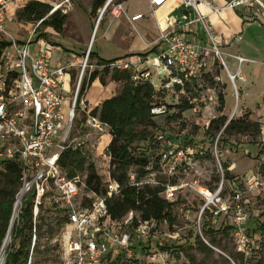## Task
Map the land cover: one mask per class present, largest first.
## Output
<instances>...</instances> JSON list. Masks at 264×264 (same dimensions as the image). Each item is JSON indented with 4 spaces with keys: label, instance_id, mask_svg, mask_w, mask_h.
Returning a JSON list of instances; mask_svg holds the SVG:
<instances>
[{
    "label": "rangeland",
    "instance_id": "rangeland-1",
    "mask_svg": "<svg viewBox=\"0 0 264 264\" xmlns=\"http://www.w3.org/2000/svg\"><path fill=\"white\" fill-rule=\"evenodd\" d=\"M7 1L4 20L0 24V43L23 42L36 30L37 37L47 36V38L41 37L40 40L44 42L43 47L49 46V55L53 65L58 63L63 65L69 61L75 62L76 69L72 78V86L66 78L64 87L65 93L71 87L72 98L80 91L82 93L81 99L87 106L86 111L81 108L77 110V120L74 125L75 136L79 137V141H76L74 146L79 147L84 141L85 143L80 149L87 159L85 172L79 174L85 186H80L81 191L78 200H81L87 192H91L87 189L90 165L95 166L103 187L107 189L111 179V156L108 147L112 141V136L109 128L98 132L91 127H86L92 110L101 105L100 103L90 106L87 100L90 92L91 103H94L93 101L98 102L100 99L119 96L125 88V82L115 81L113 79L114 74L99 73L96 80L99 81L97 85L92 84V86L81 89L82 66L85 62V56L90 50L89 44L95 23L91 17V11H88L93 0H40L50 4L53 11L59 7L58 10L67 14L68 20L61 33L56 32L51 27L41 26L37 21L21 18L22 9L31 0ZM131 6L133 9L143 10L141 0H133ZM238 10L242 14L245 13L244 15L253 21L249 27L245 28L244 41L239 44L243 50L241 55L250 62L240 65L237 60L222 52L227 68L217 58L216 63L210 65V72L205 75L203 81L194 87H190L185 95L163 90V77L158 71L161 67L159 61H150L146 64L152 73L150 85L154 91V104L165 105L167 113L153 118L155 126H137L139 132L146 130L148 139L136 142L132 145L131 150L135 155L144 154L151 161V165L148 168V175L140 182H136L135 171L137 168L131 169L130 175L135 177L134 183H139V186L150 184L154 187L163 188V185L170 179L163 169L156 164L158 162L156 158L168 148L193 146L198 149L203 148L207 153L204 157L193 158L192 170H189L187 174L181 172L179 176L172 179V182L179 186L174 201L176 222L170 224L154 221L150 224L145 237L139 236L137 227L128 226L127 231L132 238L133 255L127 257L114 249V254L109 256L104 264H264V239H250L245 244L241 238L236 236L234 231H224L225 228L233 224V212L236 205L233 200L234 185H237L243 194L242 205L245 207L250 220L264 210V178L259 172L260 166L264 163V155L259 159L256 157L259 144L264 145V0H260L259 3H249L246 7ZM146 23L147 21L138 24L140 34L135 33L136 46L142 45L143 40H149L145 37L148 27ZM151 23L155 25L153 18ZM102 27L100 32L98 31L99 28L96 29L91 52H93V48L96 51L101 48L105 49V52L101 53L104 57L124 55L125 51L120 49L117 44L114 42L107 43L102 39ZM147 29L157 32V28L152 25ZM34 47L32 48L34 49ZM62 48H66L69 54H65ZM146 53L143 52L142 54ZM90 61L92 64L97 62L93 59ZM230 74L237 76V79L233 81ZM90 75L91 71L88 69L83 78L88 79ZM100 78L105 80L106 85L101 83ZM240 78H244L245 81ZM131 84L137 86L132 80ZM100 86L103 87V90ZM221 98H223V104ZM187 104L192 107L182 112V116L178 118V114L181 112L180 107ZM220 117L227 118L228 122L248 118L249 121L261 125V134L257 140L242 135L226 136L227 142L218 145L222 131L214 132L216 134L215 140L207 134V131L210 123ZM190 140L194 143L189 144ZM224 166L229 167L232 179L226 178ZM1 176L2 173L0 172V179ZM256 179L260 182L259 186L254 184ZM222 183L223 192L221 196L230 206V210L226 215L215 216L208 208L204 210L206 199L201 194V189L209 190L214 195ZM251 185L255 186L251 188ZM46 190L48 193L43 199V205L37 220L34 219V223L43 227L45 236L48 233H54L53 242L59 246L60 257L51 264H63L64 227L60 231H56V223L58 218H62L63 209L54 206L52 203L53 195L57 193L55 188H46ZM22 191L23 186L15 199L12 218H14L15 213L17 217L13 221V225L19 221L22 209L30 197V194L26 193L22 201L18 202ZM1 201L2 197L0 196V203ZM34 203L35 199L31 205L32 212ZM123 219L119 220L121 226L116 227L109 224V228L113 232H117V229L120 230V228L124 229ZM208 228H213L217 232L214 237L216 244L210 247L212 248L211 253L204 254L197 248L198 244L194 238L198 234L206 244H210V236L204 234V230ZM8 237H10V241L5 245V249L12 245L17 248L19 241L14 243L12 230L10 234H7L6 239ZM6 239L4 244H6ZM190 242H193V245ZM147 244H150L152 249L143 253L141 245ZM182 246H185L184 250ZM190 258L195 260L190 261Z\"/></svg>",
    "mask_w": 264,
    "mask_h": 264
},
{
    "label": "built area",
    "instance_id": "built-area-1",
    "mask_svg": "<svg viewBox=\"0 0 264 264\" xmlns=\"http://www.w3.org/2000/svg\"><path fill=\"white\" fill-rule=\"evenodd\" d=\"M169 0H148L153 9L164 6ZM189 16H195L196 21L203 24L207 35L206 41H193L187 39L180 32H162L158 44L162 49L147 57L132 55L110 61L105 64L90 61L89 50L82 66L80 83L89 69L91 75L98 73H128L135 85L150 84L151 71L146 67L150 61H159L161 67L159 74L163 77V90L185 95L190 87L200 84L209 72L210 65L219 58L227 68L221 46L213 35L206 22V16L201 12L200 6L206 5L214 13L225 9L236 10L246 7L249 3L260 0H228L223 7L214 6L209 0H180ZM8 1L0 0V24L4 20V13ZM111 14L114 18L126 15L124 2L119 0H106L100 8L97 24L102 22L104 16ZM143 15L134 16L131 22L139 21ZM40 25L42 23L39 22ZM39 25V26H40ZM1 28V26H0ZM37 31H33L23 42H12L3 51L0 61V170L6 162L19 165L22 170V199L26 193L35 191L33 218H38L43 199L48 193L46 188H55L52 203L63 210L62 218L67 222L63 233V264H104L109 256L117 249L120 254L127 257L133 255L132 238L127 231L128 226L137 227L140 237H145L150 224L154 221H141L136 212H130L122 223L125 228L113 232L109 228L121 226L119 220L110 216L108 199L121 195L120 185L112 178L109 180L106 195L94 191L84 194L78 200L81 185L85 184L77 174L70 177L60 164L62 153L74 146L79 137L75 136L74 125L77 120V110L86 111L87 106L83 99L78 105L80 91L72 98L71 88L65 93V80L68 78L72 86L75 73V62L69 61L57 68L51 67V57L48 46L38 49ZM231 57V56H230ZM240 65L250 62L248 59L233 56ZM230 72V71H229ZM233 74V73H232ZM231 74V75H232ZM238 77L239 74H238ZM237 76H233V81ZM245 81L244 78H240ZM167 113L165 105L155 104L151 110L153 116ZM86 127H91L98 132L107 130L98 117L89 115ZM88 137V136H87ZM207 152L203 148L188 146L185 148H168L157 156L156 160L169 177L163 185L161 197L169 203H174L179 186L172 182L182 172L187 174L192 170L193 158L204 157ZM135 177L131 176L133 185ZM256 186L260 182L254 180ZM255 185H251L253 188ZM233 200L236 203L233 212L234 232L246 244L249 242L244 233V227L250 217L242 205L243 194L237 185ZM223 183L213 195L209 190L201 189V194L206 199L204 210L208 208L215 216L226 215L230 210L222 198ZM137 218L139 225H134ZM35 224V223H34ZM35 243V237H34Z\"/></svg>",
    "mask_w": 264,
    "mask_h": 264
},
{
    "label": "trees",
    "instance_id": "trees-1",
    "mask_svg": "<svg viewBox=\"0 0 264 264\" xmlns=\"http://www.w3.org/2000/svg\"><path fill=\"white\" fill-rule=\"evenodd\" d=\"M105 2L106 0H93L91 17L95 20L94 29L96 27L98 10L103 7ZM52 12L53 7L49 4L30 1L22 9L20 16L22 19L28 21H42L41 26H48L56 32H62L67 23L68 16L67 14H63L61 10ZM41 37L47 38L46 35H42L36 37V41H40ZM10 45L11 43H0V61L3 51ZM153 51L136 55L147 57ZM90 59H95L93 52L90 53ZM98 62L99 64H105L110 61L98 59ZM98 75V72H94L90 78H84L81 89L86 86H92L98 79ZM113 79L115 81L125 82V88L122 94L105 100L101 106L94 108L90 114L93 117H98L110 129L112 136V141L108 147V152L111 156L110 174L111 178L120 185L121 195L117 198L108 199L107 205L110 216L113 220H121L130 212H136L139 213L140 220L143 222L156 221L158 223L167 222L174 224L176 222V216L174 214L175 203H169L161 197L163 188L159 186L154 187L150 184L142 186L133 185L131 182L130 171L132 168H137L135 171L136 182H140L149 173L148 168L151 165L149 158L144 154L135 155L131 147L136 142H142L148 139L146 130L141 132L137 130L138 125H144L146 127L155 126L153 120L155 116L151 114V110L155 105L154 91L149 83L133 86L131 84V76L128 73H114ZM100 81L103 85H106L105 80L100 78ZM81 95L82 93L80 92L78 105L81 101ZM221 101L223 104V98H221ZM191 107L188 104L180 107L181 112L178 114V118L182 116V112L187 111ZM220 131H222V134L218 145L220 143L223 145L227 142L226 136L242 135L257 140L261 134V125L249 121L248 118L228 122L227 118L220 117L210 123L207 134L215 140L216 134L214 132L219 133ZM190 143L194 142L190 140ZM256 153L258 159L264 155L263 144H259V150ZM86 163V156L80 148L66 149L60 157V164L68 171L70 177L85 172ZM224 168L226 178L228 180L232 179L229 167L224 166ZM0 172L2 173L0 179V196L2 197L0 203L1 252L11 224L15 199L22 187V170L18 164L6 162ZM259 172L264 178V163L260 166ZM87 189L100 195H106L107 193L93 165H90L88 169ZM35 194V191L30 194L25 207L22 209L19 221L13 225L12 235L14 236V243L19 242L17 248H14V245H12L5 249V264H51L55 263L60 257L59 246L53 242L54 233L51 232L45 236L43 227L34 224L31 205H33ZM66 222V219L58 218L56 231H60ZM21 223L23 224L22 226ZM134 225H139L137 218L134 220ZM224 231H234V227H227ZM216 233L213 228L204 230V234L210 236L209 245L197 234L194 241L196 240L198 244L197 248L200 252L204 254L212 252V248L210 247L216 244L214 238ZM244 233L250 239H264V210L245 225ZM33 237H35L34 245ZM190 244L193 245V242H190ZM151 249L152 246L150 244L141 245V251L143 253ZM182 249L184 250L185 246H182ZM194 260L190 258V261Z\"/></svg>",
    "mask_w": 264,
    "mask_h": 264
},
{
    "label": "crops",
    "instance_id": "crops-1",
    "mask_svg": "<svg viewBox=\"0 0 264 264\" xmlns=\"http://www.w3.org/2000/svg\"><path fill=\"white\" fill-rule=\"evenodd\" d=\"M31 1H39L45 3L40 0H31ZM132 1L133 0L123 1L127 16L122 15L120 18H114L111 14H107L106 16H104L102 22L99 24V27H97L98 24L96 21V27L93 30V34L89 44V49L92 50L91 46L95 37L96 29L99 28L98 31L100 32V28L103 26L102 27L103 34L101 36L102 39H104L107 43L114 42L119 46L120 49H123L125 51V54L122 56L104 57L101 53L105 52V49L98 48V50L96 51L93 48V53L95 54V59L93 60H96L97 62L98 59L105 61H113L128 56L136 55L138 53L139 54H142L143 52L149 53L153 50L154 51L150 55L155 54L162 49V46L158 44V39L162 32H170V31L180 32L189 40H193V41L196 40L199 42L206 41L207 35L204 30L203 24L197 22L195 16L193 15L189 16L187 14L180 0H169L164 6L157 9H153L149 4L148 0H141V3L143 5L142 6L143 10L137 8L133 9L131 6ZM209 1L214 6L223 7L228 0H209ZM92 4L93 2H91V5H89L88 11H92ZM200 9L203 15L206 16V22L210 26V29L213 35L215 36V38L218 40L222 52H224L226 56H231V58L233 56H240L246 58L243 55H241V53H243V50L240 48L239 44L244 41L243 35L245 28L249 27V25L253 23V21L247 18L244 15L245 13L242 14L238 9L237 10L225 9L218 14L212 12L209 9V7H207L204 4L200 6ZM99 11L100 9L98 10L97 17L99 15ZM137 15H143L144 17L139 21L131 22V19ZM152 18L155 20V25L151 23ZM146 21H147L146 24H148L147 28L151 27L152 25L154 28H157V32H154L146 28L147 32L145 33V37L149 38V40L148 41L143 40L142 45L136 46L135 33L140 34L138 24ZM41 46H44V42L42 40L37 41V45L35 46V49H38ZM62 51L65 54L68 53V50L66 48L63 49ZM50 63L52 68H57L61 66L60 63H58L57 65H53L51 60ZM98 83L99 81H95L93 84L97 85ZM100 87L103 90V87L102 86ZM70 88H68V90ZM90 93L88 95V100H87L90 106L92 105L95 106L100 103L102 104L105 100H107L104 98V99H100V101L98 102L93 101L94 103H91Z\"/></svg>",
    "mask_w": 264,
    "mask_h": 264
},
{
    "label": "bare ground",
    "instance_id": "bare-ground-1",
    "mask_svg": "<svg viewBox=\"0 0 264 264\" xmlns=\"http://www.w3.org/2000/svg\"><path fill=\"white\" fill-rule=\"evenodd\" d=\"M233 76H234V75H231V74H230V78H231V79H233ZM18 200H19L18 202H21V201H22V195L19 196V199H18ZM17 209H18V205H17V207H16V211H17ZM16 217H17V215H16V213H15L14 218H13V221L15 220ZM9 241H10V237H8V238L6 239V244H5V245H7V244L9 243ZM6 248H7V247H6ZM4 261H5V248H4V249L1 251V253H0V264H3Z\"/></svg>",
    "mask_w": 264,
    "mask_h": 264
},
{
    "label": "water",
    "instance_id": "water-1",
    "mask_svg": "<svg viewBox=\"0 0 264 264\" xmlns=\"http://www.w3.org/2000/svg\"><path fill=\"white\" fill-rule=\"evenodd\" d=\"M58 9H56L55 11H57ZM55 11H53V12H55ZM12 227H13V218H12V220H11V224H10V227H9V230H8V234H10V232H11V230H12ZM208 244V243H207ZM209 245V244H208ZM5 248V244H4V246H3V248H2V250Z\"/></svg>",
    "mask_w": 264,
    "mask_h": 264
}]
</instances>
